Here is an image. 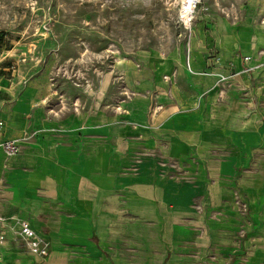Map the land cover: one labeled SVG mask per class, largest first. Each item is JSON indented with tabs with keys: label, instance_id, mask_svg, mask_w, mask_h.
I'll return each mask as SVG.
<instances>
[{
	"label": "crops",
	"instance_id": "obj_1",
	"mask_svg": "<svg viewBox=\"0 0 264 264\" xmlns=\"http://www.w3.org/2000/svg\"><path fill=\"white\" fill-rule=\"evenodd\" d=\"M223 29L229 39L209 32L211 43L201 45L217 51V63L199 60L197 48L193 60L188 58L190 70L187 52L184 69L177 62L170 79L165 73L174 70V56L146 58V67L129 76L132 101L115 104L121 110L110 112L103 98H96L100 92L83 94L90 103L77 97L76 110L47 107L32 84L0 112V143L24 130H42L14 156L0 148V215L26 219L49 240L51 264H198L183 249L201 235L203 219L195 209L187 216L185 183L148 180L132 169L147 167L155 156L192 155L190 185L204 212L209 205L231 204L238 188L250 189L230 178L236 158L245 160L252 146L264 147V25L248 18L234 34ZM240 55L249 57L247 72H241ZM218 72L233 75L224 85ZM164 85L170 102L159 98L157 87ZM219 153L227 159L216 157ZM11 243L2 248L0 264ZM145 247L149 255L140 257Z\"/></svg>",
	"mask_w": 264,
	"mask_h": 264
},
{
	"label": "rangeland",
	"instance_id": "obj_2",
	"mask_svg": "<svg viewBox=\"0 0 264 264\" xmlns=\"http://www.w3.org/2000/svg\"><path fill=\"white\" fill-rule=\"evenodd\" d=\"M179 6V0H0V112L32 84L37 86L38 100L45 99L47 107H78L77 97L90 103L92 98L86 99L83 94L100 92L103 96L96 98H103L105 107L114 112L115 104L132 101L134 96L126 89L130 87L129 76L132 70L146 67V58L157 56L163 61L164 57L174 56V70L165 73L170 77L178 66L184 69L187 51L190 62L197 48L199 60L213 58L215 62L217 51L201 45L211 43L210 33L215 39L220 35L229 39L224 25L233 34L236 26L248 18L264 25V0H200L189 25L181 20ZM248 62H241V72L250 70ZM86 83L91 84L88 90ZM157 88L162 90L159 98L163 103L170 102L173 96L169 87ZM217 155L227 159L222 153ZM155 158L147 167L132 170L152 181L184 182L187 216L194 209L202 213L203 219L198 222L201 235L183 246L187 255L194 254L198 264H264L262 144L252 146L245 160L235 159V175L230 179L236 185L247 183L250 189L238 188L231 204L209 205L205 212L197 190L190 185L195 180L193 156ZM230 207L235 212L233 217L228 213ZM208 225L211 234L206 231ZM11 244L1 264L52 263L51 255L37 258L23 245ZM143 249L140 257L148 256L147 247Z\"/></svg>",
	"mask_w": 264,
	"mask_h": 264
},
{
	"label": "built area",
	"instance_id": "obj_3",
	"mask_svg": "<svg viewBox=\"0 0 264 264\" xmlns=\"http://www.w3.org/2000/svg\"><path fill=\"white\" fill-rule=\"evenodd\" d=\"M198 3V1H197ZM188 52V51H187ZM215 62L220 61V57L216 56ZM248 56H244L243 60H248ZM186 64L190 70L188 56H186ZM207 74L209 72H203ZM217 75V81L221 84H227L231 78V74H224L221 72L215 73ZM86 90L91 88V84L86 83ZM73 110L77 109L76 105H73ZM161 107L160 105L156 108ZM116 109L121 110V106L117 105ZM4 122L0 119V129L3 127ZM42 130L37 131H23L22 134L13 139H8L0 143V148L4 152L6 157H11L20 151L21 143L27 142L34 136L39 135ZM10 241L17 244H21L30 253L38 257H45L50 254V242L45 237L41 236L36 230L30 225V223L19 216H2L0 215V260L1 250Z\"/></svg>",
	"mask_w": 264,
	"mask_h": 264
},
{
	"label": "bare ground",
	"instance_id": "obj_4",
	"mask_svg": "<svg viewBox=\"0 0 264 264\" xmlns=\"http://www.w3.org/2000/svg\"><path fill=\"white\" fill-rule=\"evenodd\" d=\"M197 1L199 2L200 0H179L180 6L178 13L181 20L184 22V25L190 24L194 16V10L197 6Z\"/></svg>",
	"mask_w": 264,
	"mask_h": 264
}]
</instances>
